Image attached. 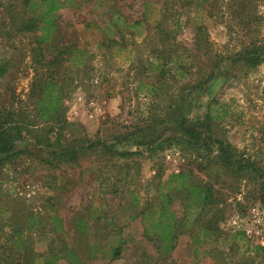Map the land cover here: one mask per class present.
<instances>
[{"label":"rangeland","instance_id":"1","mask_svg":"<svg viewBox=\"0 0 264 264\" xmlns=\"http://www.w3.org/2000/svg\"><path fill=\"white\" fill-rule=\"evenodd\" d=\"M262 1L259 0L260 4ZM10 2L0 0V30L8 25L5 7ZM212 2L61 0L63 5L56 12L59 37L54 43L56 48L63 45V48L73 50L70 62H62L58 80V86L67 91L63 100L65 120L74 126L66 132V137L80 135L91 140L108 139L146 124L147 117L162 116L160 108L169 94L179 92L182 85L195 84L198 74L210 73L213 64L219 60L222 72L205 90H197L190 96L192 115L205 110L215 98L220 104L215 108L221 116L214 124L216 131L238 152L264 166V64L249 72L237 70V77L228 75L231 69L226 70L223 58L235 52L241 39L231 35L228 26L232 24L226 17L220 19L209 14ZM257 11L260 15L250 35H239L243 41L264 39V3ZM141 21L136 28L125 27ZM157 21L163 22L165 30L174 32L169 40L162 39L164 36L155 26ZM199 26L202 31L197 50L195 38ZM232 28L234 30V26ZM40 36L42 31L37 33V38ZM35 38L30 35H15L10 39L0 37V64L7 62L5 73L0 75V103L17 107L28 105L27 94L34 69L45 72L35 60L40 56L39 51L38 55L32 53L36 48ZM55 47L53 44L52 53L56 51ZM44 53L48 58L53 55L48 51ZM178 55L182 56V75L175 69L168 70L172 66L169 63L165 67V77H161L158 66L164 59L160 57L167 59ZM152 87L161 94L159 98L150 92ZM32 143L30 136H24L19 146L28 148ZM141 148L145 150V147ZM175 153H179V157ZM167 154L171 157L169 161L165 158ZM194 155L179 148L167 149L152 158L145 154L137 159V166L134 162L129 164L133 166L129 174L118 173L120 166L115 167L96 157L80 160L74 167L52 169L23 156L7 166L0 178L2 224H6L13 214L27 210L38 216L45 215L51 204L65 227L70 226L73 216L78 213L92 211L103 218L107 216L106 219L115 217L116 228L122 229V237L127 240L122 255L119 259L106 258L92 264H136L139 251L146 250L148 255L155 257L156 249L143 238L140 219L128 221L126 218L146 203L159 200L155 198L156 175L167 180L175 169L180 170L178 173L192 170L197 178L210 182L224 200L220 205L224 210L221 230L244 232L245 235L231 242L234 243L232 250L216 242V245L195 253L192 238L184 234L177 239L168 261L159 260L162 262L158 264H264V253L256 256L253 252H245L261 241L256 232L264 240V224L258 223V216L252 213L255 208L264 218V197L260 196L258 186L251 181L237 180L216 165L207 166ZM115 174L116 178L113 177ZM111 185H116L118 190L115 196L108 191ZM131 193L139 201L136 209L126 208L131 207L128 203ZM182 205L179 196H172L171 210L177 216L183 213ZM100 224L103 227V222ZM9 231L6 226L5 232ZM107 231L110 232L109 228ZM102 235L96 233V241L102 247L115 238V235L108 239ZM3 242L1 239L0 245Z\"/></svg>","mask_w":264,"mask_h":264},{"label":"trees","instance_id":"2","mask_svg":"<svg viewBox=\"0 0 264 264\" xmlns=\"http://www.w3.org/2000/svg\"><path fill=\"white\" fill-rule=\"evenodd\" d=\"M212 3L209 14L220 19L226 17L232 24L228 26L231 35L241 39L235 52L223 58L227 64L226 70L231 69L228 75L237 77V70L249 72L264 64V39L253 38L243 41V38L239 37L244 34L250 35L251 29L257 25L260 15L257 9L264 1L260 4L259 0H213ZM62 5L61 0H11L5 7V21L8 25L1 28L0 37L8 39L15 35L36 37V48L32 49V53L34 55L40 53L35 60L45 72L40 73L38 68L34 69L27 94L28 105L17 107L9 103H0V178L7 166L23 156L38 160L52 169L60 166L74 167L80 160L96 157L112 163L115 167L120 166L118 173L129 174V170L133 168L129 164L134 162L136 165L137 159L143 155L152 158L167 149L179 148L195 154L194 156L201 158L207 166L211 164L218 166L224 173H230L237 180L253 182L258 186L260 196L264 197V166L243 152H238L237 148L214 127L221 118L218 109L215 108L220 106L219 102L212 98L205 110L192 115L190 96L197 90H205V87L217 78L222 70L219 60L213 64L210 73H199L195 84L184 87L182 85L179 92L169 94L166 103L160 108L162 116L151 119L147 117L146 124L126 133L112 135L108 139L91 140L80 135L66 137V132L74 126L65 120L63 100L67 96V91L58 86V80L61 76L62 62H70L73 50L63 48V45L56 48L54 43L59 37L56 12ZM145 10L147 11V7ZM164 20L163 17L162 21ZM162 21H157L155 26L164 36L162 39L169 40L174 32L165 30ZM141 24L142 21L134 22L125 27L131 29ZM197 30L199 33L197 32L195 38V49L198 50L202 28L199 26ZM39 31H42V36L37 38ZM52 43L56 48L53 53ZM45 51L53 54L52 57L45 56ZM181 55L167 59L159 56L160 59H164L158 66L161 77H165L167 73L165 67L169 63H172V66L167 68L168 70L175 69L181 74L183 71ZM6 67L7 62L0 64V75L5 73ZM150 92L154 97L161 96L154 87ZM39 125L44 126L38 128ZM24 136H30L33 140L31 147L20 148ZM141 147H145V150ZM117 174L113 177L116 178ZM156 179L155 198L159 200L154 199V202L146 203V206L134 210L126 218L128 221L140 219L143 225V238L156 249L155 257L148 255L146 250L139 251L136 264H158L168 261L177 239L184 234L192 238L195 253L216 245V242L223 248L227 246L226 248L232 250L234 243L231 242L245 235L244 232L226 233L221 230L220 223L224 219V210L220 205L224 200L210 182L197 178L192 170L173 173L167 180H161V176L156 175ZM111 186L108 191L114 196L117 195L116 185ZM171 192L175 193L170 195ZM172 196L181 198L183 203L181 216H177L171 210ZM138 202L136 195L131 193L128 202L131 207L126 208L136 209ZM106 218L108 217L103 218L92 211L78 213L73 216L70 226L65 227L63 219L57 215L52 204L42 216L27 210L10 216L5 221L6 224H2L0 217V240H4L0 245V264H92L96 260L106 258L119 259L127 240L122 237V229L116 228V218ZM101 222L103 227L99 226ZM6 226H9V232H5ZM108 228L110 232H106ZM96 233L104 234L102 237L107 239L113 235L115 238L110 239L107 246L102 247L96 241ZM245 252H253L258 256L264 253V248L257 245L252 249L247 248Z\"/></svg>","mask_w":264,"mask_h":264},{"label":"built area","instance_id":"3","mask_svg":"<svg viewBox=\"0 0 264 264\" xmlns=\"http://www.w3.org/2000/svg\"><path fill=\"white\" fill-rule=\"evenodd\" d=\"M175 155L177 156V157H179V153H175ZM166 159H167V161H169L170 159H171V157L169 156V154H167L166 155V157H165ZM173 161V160H172ZM180 170H174L173 171V173H178ZM252 213H255L256 214V216H258V217H256L258 220H257V222L258 223H260V224H264V218L263 217H261L260 215H259V213L258 212H256V209L255 208H253L252 209ZM255 217V216H254ZM247 234H249V231H245ZM256 235H258V236H260V239H261V241L260 242H258V245H260V246H262V247H264V240H263V237H262V235H260V233H258V232H256Z\"/></svg>","mask_w":264,"mask_h":264}]
</instances>
